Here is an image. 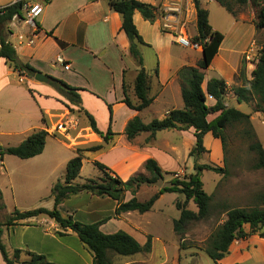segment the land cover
Wrapping results in <instances>:
<instances>
[{
  "label": "crops",
  "instance_id": "crops-1",
  "mask_svg": "<svg viewBox=\"0 0 264 264\" xmlns=\"http://www.w3.org/2000/svg\"><path fill=\"white\" fill-rule=\"evenodd\" d=\"M15 2L16 0H0V8ZM132 20L144 44L149 45L137 27L138 21L148 22L144 21L137 11L133 13ZM35 27L37 37L33 43L29 46L25 43L19 44L18 35L29 37L34 30L19 19H13L8 25L10 33L7 42L22 63H27L48 78L61 80L68 86L78 89L81 107L95 120L98 131L105 134L110 128L113 137L108 145H104L106 149L86 154L90 156L97 154L92 162L97 161L105 165L122 181L128 180L136 173L144 172L143 165L149 159L156 161L162 171H177L179 150L175 145L165 143L164 147L160 148L154 143L156 138L151 143L144 144L148 134H141L128 142L124 137V129L135 117L148 124L153 119H162L172 109H182L183 104L178 103L181 97L176 73L180 68L188 66L187 61H172L169 58L162 60L158 55L159 36H155V43L152 42L149 46L157 55L158 62L154 69L157 70V78L162 89L146 109L137 112L122 103V83L125 82L126 87L130 88L128 94L131 93L137 66L129 54V42L121 31V18L109 8L107 0H50L44 5ZM169 39L173 42V37L169 36ZM57 56H61L69 65L68 71L55 63ZM215 58L216 61L219 59L218 53ZM174 83H177L176 94L175 88L171 94ZM28 89L32 91L33 97ZM167 95L174 100L173 105H166ZM175 99H178L177 102ZM209 100V105H213L214 101ZM59 101L58 93L48 84L18 76L3 59H0V137L17 138L19 145L32 132L45 130L52 118L64 116L65 108ZM164 104L170 107H166L163 113L157 115L156 106ZM108 107L111 109V121ZM237 108L235 106L236 110ZM52 111L59 114H52ZM84 124L88 142L80 140L83 143L81 146L84 148L102 144V139L92 133L86 121ZM189 131L191 132L188 134L189 141L194 143L193 129ZM178 133L184 135L185 131ZM207 135L212 138L211 134H206L204 139ZM104 156L109 158L103 160ZM82 194L90 203L86 208L87 214L78 222L82 224L99 222L106 214L103 213V208L107 207L106 216L110 219L99 227L103 234L122 231L135 239L140 246L150 239L151 249L145 258H135L139 254L123 257L128 258L124 264H151L155 244L158 243L161 249H165V242L144 229L142 224L131 223L138 219L137 215L140 214L130 212L114 217L116 204L110 198H99L82 192L64 200L57 206V210L67 216L72 213L70 216L76 221L75 211L78 212L79 209L75 204H71L72 207L67 209V203H71L72 199ZM126 195L129 198L125 200L131 198L129 194ZM161 197L162 195L157 201ZM148 213L140 217H145ZM57 232L62 231L52 220L38 217L19 221L16 226L10 228H3L1 239L10 252L14 249L33 252L43 255L48 262L54 264H92L91 252L80 243L71 230H66L63 236L57 235ZM259 256L264 259V237L253 235L244 240L234 241L229 247L228 255L217 264H244L253 259L257 260ZM24 260L25 257H21L18 264ZM160 260V264L167 261L166 257ZM0 264H5L1 255Z\"/></svg>",
  "mask_w": 264,
  "mask_h": 264
},
{
  "label": "trees",
  "instance_id": "trees-1",
  "mask_svg": "<svg viewBox=\"0 0 264 264\" xmlns=\"http://www.w3.org/2000/svg\"><path fill=\"white\" fill-rule=\"evenodd\" d=\"M227 13L235 17L233 10L236 5H244L250 2L258 7L257 21L255 28L264 30V0H213ZM196 12V36L193 42L201 46V58L194 66H184L177 73L180 83V97L182 109H172L168 111L162 119H153L148 124H144L138 117L129 121L124 129V137L130 142L141 134H148L144 144H149L155 139V135L161 131L177 130L187 131L193 129L194 146L189 152V157L205 152L203 139L206 134H211L212 138L220 139L221 133L228 125H245L250 128L249 116L234 107H226L224 96L227 93V85L222 79L211 78L206 82L205 90L202 89L204 72L210 67L212 60L218 53L223 41V36L213 31L208 23V12L201 8L199 0H193ZM109 8L117 13L121 18V31L129 42V54L137 65V73L131 87L132 98L128 94V87L122 83L123 99L122 103L131 110L141 112L146 109L154 100L155 96L149 95L150 76L143 68V62L138 52V46L144 44L136 27L133 24L132 16L137 11L144 21L152 23L154 14L148 6L136 0H107ZM25 2L16 0L15 3L0 8V59L18 74L27 79H31L37 73L27 63H22L13 49L7 42L10 31L8 25L16 18H21ZM154 73H157L155 69ZM241 75V74H240ZM242 76V75H241ZM58 95L62 96L69 104L75 106L87 120V125L99 138L102 144L86 148H78L77 155L66 164L65 174L62 183H56L50 192L53 198L52 210L38 208L31 211H14L3 222L0 223V255L5 264H18L21 257L25 260L21 264H54L48 262L43 255L29 251L14 249L11 252L2 243V229L16 226L19 221L31 218L46 217L52 220L62 232L57 235L63 236L66 230H71L80 243H82L92 254V264H113L109 255L119 257H130L140 253H149L151 249L148 238L143 246H140L135 239L128 234L118 231L114 234H103L99 227L110 218H105L96 223L82 224L74 221L71 216L63 217L57 210V206L71 195L88 193L99 198H110L115 202L114 217L125 213L136 212L140 215L149 212L160 195L165 193H177L184 197L182 203L176 202L175 208L179 211V217L172 221V229L176 235H183L186 227L192 222L205 220L209 216V204L211 198L202 188L200 180L201 171H210L215 174H224L223 168L209 165L193 164L194 173L184 176L183 179L173 178L168 186L158 190L150 199L145 202H137L135 196L143 186H154L163 180L162 171L156 161L149 159L143 165V174H135L128 180H120L108 167L93 161L92 165L99 171L100 178L88 179L83 184H73L78 177L82 167V154L96 152L112 139L113 134L108 128L105 134L98 131L95 120L83 110L80 103L78 89L49 77V83ZM130 89V88H129ZM28 92L33 97L30 89ZM235 103L251 105L252 111L264 115V46L250 73V80L245 84L231 90ZM210 96L214 101L213 105L206 104V97ZM68 109V107L62 103ZM109 109V120L111 121V109ZM217 114L212 120L207 117ZM43 122V119H42ZM48 136L44 130L32 132L25 140L16 147H0V159L3 155H10L21 160H28L40 155L44 150L45 139ZM223 144V143H222ZM249 150L256 156V163L253 170H264V149L259 143L249 145ZM165 174H168L165 172ZM129 194L130 199L125 200V195ZM189 201L196 207V213L187 209ZM259 205L248 208H232L226 211L225 220L217 226L209 235L205 242L204 253L214 263L228 255L229 247L234 241L244 240L253 235L264 237V194L258 198ZM245 226L248 230H245ZM183 248L182 243L178 249Z\"/></svg>",
  "mask_w": 264,
  "mask_h": 264
},
{
  "label": "rangeland",
  "instance_id": "rangeland-1",
  "mask_svg": "<svg viewBox=\"0 0 264 264\" xmlns=\"http://www.w3.org/2000/svg\"><path fill=\"white\" fill-rule=\"evenodd\" d=\"M199 3L201 8L208 12V23L212 30L224 37L218 52L219 59L216 61L215 58V62L212 60L210 67L204 72L202 89L205 90L206 82L209 79H222L227 85V93L224 96L225 106L234 108L236 106L238 111L247 114L250 128L235 124L226 126L220 136L223 144L219 139L214 140L207 135L203 139L205 152L192 157L188 155L194 146V143L189 141L190 136L188 134L191 133L189 130L185 131L184 135H180L177 130L161 131L155 135L154 143L158 147L163 148L165 143H168L178 148L179 169L166 172L168 174H165L164 171L163 180L154 186L141 187L136 197L137 202L147 201L160 188L168 186L173 178L183 179L184 176L193 174L194 163L223 168L225 173L200 172L202 188L211 198L209 216L205 220L189 224L183 235H176L172 229V221L179 217V211L175 208V203L184 201V197L177 193L163 194L145 217L137 215L138 219L131 222L142 224L144 229L165 242L164 250L161 249L158 243L155 244L151 264H160V258L164 257L167 260L164 264H217L208 258L203 251L209 235L225 220L226 211L232 208L258 206V198L264 194V170L255 171L252 169V166L256 163V156L248 148L253 143H259L264 149V115L253 112L252 106L249 104L237 106L231 92L233 88L239 87L250 80V73L264 46V30L255 28L257 12L262 5L256 7L250 2L244 5H236L233 8L235 12V17H233L213 0H199ZM137 27L149 45H152V42L155 43L154 38L156 35L159 36L160 50L158 55L164 61L166 58L172 61L183 60L187 61L188 66H193L201 58V46L198 50L182 48L175 43L174 38L173 43L169 39V36L172 37V35L161 32L155 19L152 23L138 21ZM188 31L193 41L196 36V28L190 25ZM149 45L138 46V52L143 67L150 76L149 95L157 96L162 89L157 73H154L158 59ZM30 80L32 81L33 78ZM176 84L174 83L171 87V94L173 88H175L176 94ZM130 94L129 92V96ZM59 98V102L65 104L68 109L63 106L65 108L64 116L58 119L52 118L50 125L45 128L44 131L47 132L48 136L45 139L43 152L28 160H21L10 155H3L0 159V223H3L15 210L18 212L38 208L51 210L53 208L50 195L52 187L56 183L63 182L67 162L77 155L76 150L78 148H83L81 146L83 143L80 140L88 142L84 133V121L87 123V120L75 106L69 104L60 95ZM130 98L133 99L132 94ZM165 100L166 105L174 104V100L170 96L166 97ZM177 100L175 99V102ZM178 103L182 104L180 98ZM206 104H210L207 97ZM166 105L156 106L157 115L163 113L166 107H170ZM52 114H59V112L52 111ZM216 115L208 116L207 120H212ZM66 122L70 123L67 133L61 134L53 131L57 124ZM18 143L17 138L0 137L1 148L16 147ZM102 149H106L105 146ZM86 154H82V167L73 184H83L88 179L96 180L101 176L99 171L92 165V159L97 154H94V156ZM108 158V156H104L102 159ZM83 195L72 199L71 203H67V209L72 207L71 204H75L79 209L78 212L75 211L77 222L82 219L81 217L84 214H87L86 208L90 203ZM125 198H129V196L125 195ZM187 209L195 213L197 211L192 201L188 202ZM106 210L107 207H104L103 213L106 214H103L101 220L107 218ZM59 213L63 217L67 216L60 211ZM245 230H247V227H245ZM180 243L183 245L181 250L178 249ZM146 254L140 253L135 258H145ZM109 259L113 264H124L128 260V258L116 255H109ZM256 263L264 264L263 257L259 256L257 260L253 259L244 264Z\"/></svg>",
  "mask_w": 264,
  "mask_h": 264
},
{
  "label": "built area",
  "instance_id": "built-area-1",
  "mask_svg": "<svg viewBox=\"0 0 264 264\" xmlns=\"http://www.w3.org/2000/svg\"><path fill=\"white\" fill-rule=\"evenodd\" d=\"M25 2L23 13L19 19L24 25L33 29L34 32L29 36L18 35L19 44L25 43L31 45L36 39L37 29L35 27L36 20L43 12L44 5L50 0H21ZM146 6L154 14L155 22L163 33H170L177 45L182 48L198 50L200 45L194 43L189 36V26H194L196 22V12L193 0H136ZM16 18V17H15ZM14 18V19H15ZM55 63L63 67L65 71L69 70V65L61 56L55 58ZM211 99L210 96H207ZM70 123H59L53 131L56 133H67Z\"/></svg>",
  "mask_w": 264,
  "mask_h": 264
},
{
  "label": "water",
  "instance_id": "water-1",
  "mask_svg": "<svg viewBox=\"0 0 264 264\" xmlns=\"http://www.w3.org/2000/svg\"><path fill=\"white\" fill-rule=\"evenodd\" d=\"M33 80L38 82V83H41V84H48L49 83V78L44 76L43 74L37 72L34 77H33Z\"/></svg>",
  "mask_w": 264,
  "mask_h": 264
}]
</instances>
